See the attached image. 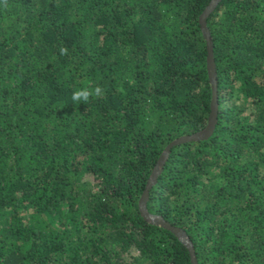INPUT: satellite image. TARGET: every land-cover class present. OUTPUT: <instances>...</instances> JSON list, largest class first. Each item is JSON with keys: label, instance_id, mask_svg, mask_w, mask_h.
I'll return each mask as SVG.
<instances>
[{"label": "trees", "instance_id": "1", "mask_svg": "<svg viewBox=\"0 0 264 264\" xmlns=\"http://www.w3.org/2000/svg\"><path fill=\"white\" fill-rule=\"evenodd\" d=\"M209 1L0 3V264H192L139 198L207 123ZM206 26L216 122L170 147L146 207L196 264H264V0H219ZM84 81L103 94L75 104Z\"/></svg>", "mask_w": 264, "mask_h": 264}, {"label": "water", "instance_id": "2", "mask_svg": "<svg viewBox=\"0 0 264 264\" xmlns=\"http://www.w3.org/2000/svg\"><path fill=\"white\" fill-rule=\"evenodd\" d=\"M219 0H210L205 8L202 10V12L199 15V21L201 24V29L203 32V35L206 40V48H207V55H206V66L208 71V77L211 81V88H212V98L210 102V113L208 116L207 123L205 126L197 131H194L189 134H183L180 135L174 139H172L164 148V151L160 154L153 170L150 173V176L147 180L146 187L144 189V192L139 198V208L144 216L145 219L148 221L157 223L159 225H162L164 227L169 228L172 230L180 240H182L188 247L190 254H191V260L192 264H196L195 257L193 255V247L190 238L187 236L186 232L182 230L180 227L175 226L168 222L162 215L157 213H152L148 211L146 207V200L148 197V188L151 186V184L156 180L157 173L161 170V167L166 160L167 155L169 154L170 147L176 143L185 141V140H191V139H198V138H204L208 136L215 125L216 122V113H217V93H216V68L214 64L213 54H212V41L211 37L208 31V28L206 26V17L209 15V13L213 10V8L216 6Z\"/></svg>", "mask_w": 264, "mask_h": 264}, {"label": "clouds", "instance_id": "3", "mask_svg": "<svg viewBox=\"0 0 264 264\" xmlns=\"http://www.w3.org/2000/svg\"><path fill=\"white\" fill-rule=\"evenodd\" d=\"M4 6H7V0H0ZM61 55H67V47H60ZM103 94V88L96 84L94 85L90 81H84L81 87L76 88L71 95V99L75 104H87L92 97H100Z\"/></svg>", "mask_w": 264, "mask_h": 264}]
</instances>
